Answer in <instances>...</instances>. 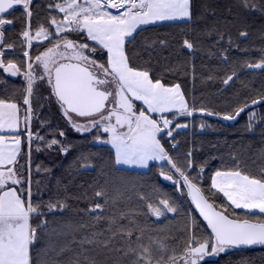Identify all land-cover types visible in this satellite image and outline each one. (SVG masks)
I'll list each match as a JSON object with an SVG mask.
<instances>
[{"label": "snow or ice", "instance_id": "6c2138e0", "mask_svg": "<svg viewBox=\"0 0 264 264\" xmlns=\"http://www.w3.org/2000/svg\"><path fill=\"white\" fill-rule=\"evenodd\" d=\"M237 6L264 17V0ZM201 7L198 0H0V85L21 81L0 94V264H219L234 250L264 247V166L254 170L236 155L230 164L201 157L178 139L190 126L203 132L213 128L210 119L238 123L243 114L247 131L259 125L264 140L256 111L264 112V87L234 89L242 75L264 76V47L257 58L233 57L250 51L246 28L236 38L228 32L238 18L207 31L225 70L206 81L219 80L235 96L210 108L171 80L177 67H154L153 53L169 41L145 35L193 28L209 11ZM182 47L197 50L188 38ZM69 132L103 155L85 152ZM34 153L74 155L77 170H99L91 197H74L87 200L76 209L79 222L52 226L73 197L60 181L52 195L53 171L33 166ZM214 159L220 163L212 168ZM127 170H155L172 194L104 178Z\"/></svg>", "mask_w": 264, "mask_h": 264}, {"label": "trees", "instance_id": "16d2710c", "mask_svg": "<svg viewBox=\"0 0 264 264\" xmlns=\"http://www.w3.org/2000/svg\"><path fill=\"white\" fill-rule=\"evenodd\" d=\"M202 5H207L209 11L204 14L203 19H198L193 28H185L183 26L162 27L153 29L145 35L156 38L157 36L166 37L169 41V46L165 49H158L153 53L154 67L161 71H166V68L171 65L179 69V74L172 75L171 80L181 84L184 91L189 94L191 100L192 95L198 102H203L210 108H224L230 102H234L235 96L233 89L227 92L221 91L224 87L219 83V80L206 81V77L213 73L217 76H222L225 66L220 62L218 55L219 46L216 44L214 36H208L206 33L214 26L223 28V22L232 19H239L241 22L235 25H229L228 32L237 37L238 28H246L249 32V37L243 47L249 48V53L233 52L234 58H247L249 55L253 58L259 56L258 49L264 47V17L259 14L248 16L243 10L238 8L239 0H198ZM231 10V11H229ZM214 12V15H213ZM15 15L19 16L17 11ZM19 29L20 24L15 25ZM9 39H14L15 34L8 36ZM185 38L190 39L196 45L195 52H189L182 47V42ZM147 58V53H144ZM143 63V60L140 61ZM195 66V80L192 78V68ZM7 85H0V94H3V89L6 87L10 91L16 90L21 81L19 78H8ZM248 84L249 87L259 89L264 87V76L242 75L241 80L234 86L235 90L246 92L248 89L244 87ZM258 114L264 115V112L257 107ZM247 117L242 114L239 122H223L212 121L214 126L211 129H206L203 132L198 127H189L186 135H181L178 139L181 141L184 148L195 145L199 149L198 155L201 157L220 156L227 163H231L230 155L238 156L249 168L254 170L264 166V159L261 158V151H264V140L261 139L260 126L258 125L254 132H249L246 129ZM69 139L76 143L85 152H91L99 155L103 153L99 147H94L90 141H83L77 134L69 132ZM35 154H33V158ZM74 155L68 157L49 156L40 153L37 162L52 169L55 179L50 182V191L52 195H56L55 184L60 181L61 187L67 186L68 194L73 198L68 202L71 205L66 214L59 216L53 223V227L59 228L66 223H77L82 218V213L76 209L84 208L87 205V200H77L74 197L81 196L87 193L91 197L92 189L96 186V182L101 179L99 170L83 171L77 170L74 167ZM220 161L212 160V168L218 167ZM212 169L210 168L209 171ZM106 179H110L116 186L121 185H142L146 188L156 187L164 188L169 194H172V185L169 182H163L156 175L155 170L152 172L132 171L124 172L112 171ZM49 183V181H46ZM64 195L63 192L60 193ZM48 192H45L47 198ZM135 206V199L133 201ZM86 218V217H85ZM219 264H264V248L251 250H234L230 255L218 258Z\"/></svg>", "mask_w": 264, "mask_h": 264}, {"label": "rangeland", "instance_id": "374dc122", "mask_svg": "<svg viewBox=\"0 0 264 264\" xmlns=\"http://www.w3.org/2000/svg\"><path fill=\"white\" fill-rule=\"evenodd\" d=\"M53 116H55V113H53ZM34 154H35V157L33 158V166H35V164H41L40 162H37L36 161V159L38 158V155H40V153H38V154L37 153H34Z\"/></svg>", "mask_w": 264, "mask_h": 264}, {"label": "water", "instance_id": "95a60500", "mask_svg": "<svg viewBox=\"0 0 264 264\" xmlns=\"http://www.w3.org/2000/svg\"><path fill=\"white\" fill-rule=\"evenodd\" d=\"M264 247H260V246H256L253 248H241V249H237V250H251V249H263Z\"/></svg>", "mask_w": 264, "mask_h": 264}, {"label": "crops", "instance_id": "0c3cea01", "mask_svg": "<svg viewBox=\"0 0 264 264\" xmlns=\"http://www.w3.org/2000/svg\"><path fill=\"white\" fill-rule=\"evenodd\" d=\"M138 171H144V170H138Z\"/></svg>", "mask_w": 264, "mask_h": 264}]
</instances>
